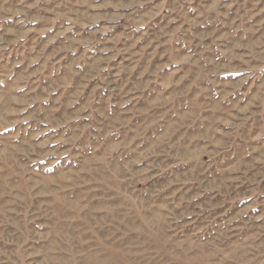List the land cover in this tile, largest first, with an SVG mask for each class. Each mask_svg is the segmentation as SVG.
<instances>
[{
  "label": "rangeland",
  "instance_id": "374dc122",
  "mask_svg": "<svg viewBox=\"0 0 264 264\" xmlns=\"http://www.w3.org/2000/svg\"><path fill=\"white\" fill-rule=\"evenodd\" d=\"M0 264H264V0H0Z\"/></svg>",
  "mask_w": 264,
  "mask_h": 264
},
{
  "label": "crops",
  "instance_id": "0c3cea01",
  "mask_svg": "<svg viewBox=\"0 0 264 264\" xmlns=\"http://www.w3.org/2000/svg\"><path fill=\"white\" fill-rule=\"evenodd\" d=\"M197 1V0H194V2Z\"/></svg>",
  "mask_w": 264,
  "mask_h": 264
}]
</instances>
